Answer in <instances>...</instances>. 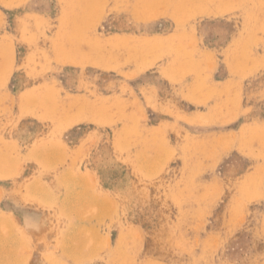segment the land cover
Instances as JSON below:
<instances>
[{
  "label": "rangeland",
  "instance_id": "374dc122",
  "mask_svg": "<svg viewBox=\"0 0 264 264\" xmlns=\"http://www.w3.org/2000/svg\"><path fill=\"white\" fill-rule=\"evenodd\" d=\"M0 264H264V0H0Z\"/></svg>",
  "mask_w": 264,
  "mask_h": 264
},
{
  "label": "crops",
  "instance_id": "0c3cea01",
  "mask_svg": "<svg viewBox=\"0 0 264 264\" xmlns=\"http://www.w3.org/2000/svg\"><path fill=\"white\" fill-rule=\"evenodd\" d=\"M4 215H7L8 214V216L10 217V213H7V212H5V213H3Z\"/></svg>",
  "mask_w": 264,
  "mask_h": 264
},
{
  "label": "bare ground",
  "instance_id": "6f19581e",
  "mask_svg": "<svg viewBox=\"0 0 264 264\" xmlns=\"http://www.w3.org/2000/svg\"><path fill=\"white\" fill-rule=\"evenodd\" d=\"M210 11V10H209ZM212 11V10H211ZM214 12V11H213ZM217 12V11H216ZM209 13V12H208Z\"/></svg>",
  "mask_w": 264,
  "mask_h": 264
}]
</instances>
